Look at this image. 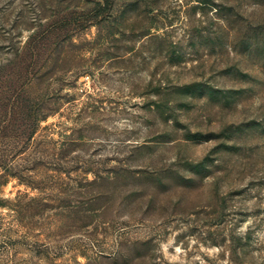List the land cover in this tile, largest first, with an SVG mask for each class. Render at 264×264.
<instances>
[{
  "label": "rangeland",
  "instance_id": "374dc122",
  "mask_svg": "<svg viewBox=\"0 0 264 264\" xmlns=\"http://www.w3.org/2000/svg\"><path fill=\"white\" fill-rule=\"evenodd\" d=\"M0 264H264V0H0Z\"/></svg>",
  "mask_w": 264,
  "mask_h": 264
},
{
  "label": "trees",
  "instance_id": "16d2710c",
  "mask_svg": "<svg viewBox=\"0 0 264 264\" xmlns=\"http://www.w3.org/2000/svg\"><path fill=\"white\" fill-rule=\"evenodd\" d=\"M34 37V36H33Z\"/></svg>",
  "mask_w": 264,
  "mask_h": 264
}]
</instances>
